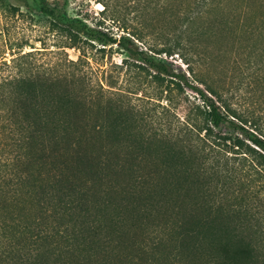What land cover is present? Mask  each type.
<instances>
[{"label":"trees","instance_id":"trees-1","mask_svg":"<svg viewBox=\"0 0 264 264\" xmlns=\"http://www.w3.org/2000/svg\"><path fill=\"white\" fill-rule=\"evenodd\" d=\"M29 1L59 47L0 81V264H264V127L244 128L225 80L264 69V0H134L171 34L155 57L133 42L158 34L146 18L116 39ZM113 45L148 97L92 69Z\"/></svg>","mask_w":264,"mask_h":264},{"label":"rangeland","instance_id":"rangeland-1","mask_svg":"<svg viewBox=\"0 0 264 264\" xmlns=\"http://www.w3.org/2000/svg\"><path fill=\"white\" fill-rule=\"evenodd\" d=\"M60 1L63 10L69 17L81 19L92 28H96L99 23H102L101 30L116 39L136 33L142 26L144 18L157 33L165 21V18L155 12H148L144 18H141L138 11L134 9V0L132 2H130L131 0L109 1V9L104 15L101 14L102 5L97 2L100 0ZM36 9L29 0H0V81L16 75L17 68L13 61L18 57L34 50L42 51V48L56 51L59 47L55 34L49 31V20L35 13ZM160 35L164 39H171L169 31L164 32V35L153 32L142 42L136 40L133 42L139 50L146 51L149 56H154L155 50L161 47L157 46L162 41ZM66 54L71 60H75L78 56L76 51L70 49L66 50ZM156 57L165 60L175 72L187 71L186 65L180 61L176 54L170 57L161 54ZM42 58L43 56L40 55L35 56L36 60ZM88 58L95 72L104 71L106 76H110L111 80L108 81L112 83L111 86L115 88L120 86L124 89H136L138 86L140 88L137 96L140 98L148 97V94L154 91L155 85L148 83L150 78H146L147 73L144 70L135 68L133 65L127 68L133 62L128 60L126 53L116 45L107 47L103 53H96L93 50ZM23 62L20 61L19 64L21 65ZM121 62L126 63L121 65ZM241 71L242 69L226 75V83L229 82L227 84L228 95L233 107L249 120L244 128L249 132H254L251 118L257 119L264 127V80L262 79L264 69L260 71L257 67H251ZM145 79L147 80L146 84ZM141 82L143 84H138ZM7 140L10 145L11 138L7 137ZM11 149L13 150V148Z\"/></svg>","mask_w":264,"mask_h":264}]
</instances>
